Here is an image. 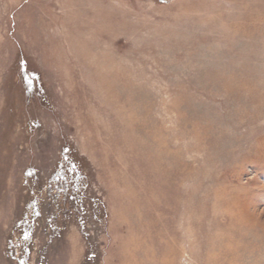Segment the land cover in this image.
<instances>
[{
    "label": "rangeland",
    "instance_id": "rangeland-1",
    "mask_svg": "<svg viewBox=\"0 0 264 264\" xmlns=\"http://www.w3.org/2000/svg\"><path fill=\"white\" fill-rule=\"evenodd\" d=\"M22 251L264 264V0H0V264Z\"/></svg>",
    "mask_w": 264,
    "mask_h": 264
},
{
    "label": "flooded vegetation",
    "instance_id": "flooded-vegetation-1",
    "mask_svg": "<svg viewBox=\"0 0 264 264\" xmlns=\"http://www.w3.org/2000/svg\"><path fill=\"white\" fill-rule=\"evenodd\" d=\"M62 162V163H61ZM60 163H61V166H63V168H62V171L61 172H59L58 173V175L59 176H64L65 175V173H67V171H69V168H70V162L68 161V159H66V156H65V154H63V157L61 158V160H60ZM64 167H65V169H64ZM59 170H60V168H58ZM58 169H57V171H58ZM63 180V182H66L65 181V179H62ZM63 185V184H62ZM64 186V185H63ZM55 191V190H54ZM53 192V191H52ZM56 192V191H55ZM57 193V192H56ZM60 193V192H59ZM28 235L27 234H23L22 235V238H23V242H24V245H25V243L27 242V237ZM27 248V247H26ZM26 248H24L25 250H26ZM24 250V251H25ZM24 251H22V258H20V260H19V262H18V264H24V260H25V258L23 257V254H24Z\"/></svg>",
    "mask_w": 264,
    "mask_h": 264
},
{
    "label": "bare ground",
    "instance_id": "bare-ground-1",
    "mask_svg": "<svg viewBox=\"0 0 264 264\" xmlns=\"http://www.w3.org/2000/svg\"><path fill=\"white\" fill-rule=\"evenodd\" d=\"M130 256H128V255H125V264H127L129 261H130Z\"/></svg>",
    "mask_w": 264,
    "mask_h": 264
},
{
    "label": "trees",
    "instance_id": "trees-1",
    "mask_svg": "<svg viewBox=\"0 0 264 264\" xmlns=\"http://www.w3.org/2000/svg\"><path fill=\"white\" fill-rule=\"evenodd\" d=\"M62 163V162H61ZM61 163H59V166H61ZM58 171H59V169H58ZM60 180H62V179H60ZM63 181V180H62ZM65 187L63 186V188H68V185H67V183L65 182Z\"/></svg>",
    "mask_w": 264,
    "mask_h": 264
}]
</instances>
